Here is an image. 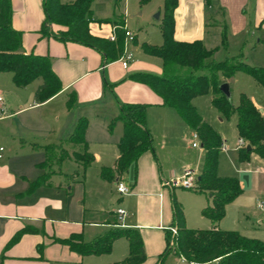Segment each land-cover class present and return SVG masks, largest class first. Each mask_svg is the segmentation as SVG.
Instances as JSON below:
<instances>
[{
    "label": "crops",
    "instance_id": "crops-1",
    "mask_svg": "<svg viewBox=\"0 0 264 264\" xmlns=\"http://www.w3.org/2000/svg\"><path fill=\"white\" fill-rule=\"evenodd\" d=\"M74 1L61 0L63 4ZM165 1L148 0L138 7L136 13L147 17L145 24L150 23V17L157 11L160 17L156 18L163 19ZM11 2L12 24L14 29L23 33L25 53L49 57L54 72L62 82L63 90L46 103L38 104L34 99L30 107L23 106L16 110V104L22 99L19 91L27 89L33 83L26 88H18L12 76L14 87L7 85L10 87L8 93L0 95L7 110L6 115H0V122L15 118L29 108H49L52 104L61 102L60 112L55 114L56 126L50 133L57 140L51 145H63L69 158L52 165L53 172L48 184L30 190L31 184L49 171L46 164L43 166L49 159L47 150L19 149L23 146L22 142L15 143L16 149H12V153L16 156L20 152L24 154L22 160L18 161L12 160L13 156L9 154L5 155L4 149L3 157L0 158V264L121 262L129 256V242L125 238L115 241L111 253L100 256H82L65 243L73 237H81L82 241L90 243L109 230L120 227L116 214L118 208L127 211L124 227L121 228L137 229L142 236L147 256L142 264H155L166 250L167 232L174 227V198L183 208L187 228H214L215 225L202 215V210L210 202L208 195L164 186L165 181L182 176L187 168L195 170L199 177L203 172L206 150L201 143L200 147L193 146L195 132L174 109L164 107L162 98L149 86L131 79L137 73L163 74V60L143 50L145 44L163 45L161 27L156 32L161 38H152V33L147 28L144 31L143 27L140 28L141 32L133 29L130 26V20L135 17L132 13V0H103L101 7L94 0L90 23L93 36L111 41L113 35L117 37V30L122 22L135 35V40L127 45V49L134 54V59L126 69L120 59L105 64L103 55L93 48L43 36L40 33L45 21L43 0ZM174 19L177 41H202L208 50L217 49L214 55L216 61L243 54L248 64L264 68V0H178ZM60 29L59 26L53 27L55 32ZM225 29L228 33L226 49L222 47ZM134 51L139 52L143 61L136 60ZM236 75L227 81L231 91ZM250 78V84L261 87L264 94L263 87ZM105 82L113 85V93L105 88ZM42 83L37 85L35 93ZM72 94L76 97V106L69 109L68 102ZM206 96L211 97L212 103L213 96ZM202 97L193 100L199 112L197 100ZM251 100L264 116V103L255 98ZM117 101L148 105L147 122L155 144L154 151L143 154L123 175L115 172L120 157L118 144L124 133V125L118 122L121 125L117 123L112 131L109 130L111 120L119 113ZM105 111L107 115L100 120L101 113ZM48 115L49 113L42 114V118L47 119ZM81 118L91 121L85 139L88 152L95 160L89 166L76 159V153H86L85 147L69 142ZM235 125L238 132L236 116ZM156 135L160 136L157 143ZM190 136L193 139L192 147L189 148L187 145ZM222 139L227 153L233 149L238 152L237 179L243 193L227 205L225 217L216 227L264 241V212L257 206L258 201H261L258 197H264V159L253 153L249 160L241 162L239 156L242 148L239 144L230 149L229 141ZM238 139L240 140L239 132ZM252 159L255 162L253 164ZM105 168L114 172L113 180L103 177ZM119 178L124 179L132 188L129 195L121 196L117 192L116 182ZM189 203L197 218L210 223L206 226L189 224ZM27 229L18 241L12 243L18 233ZM171 258L181 264L180 257L173 254L166 257L164 264Z\"/></svg>",
    "mask_w": 264,
    "mask_h": 264
},
{
    "label": "trees",
    "instance_id": "trees-1",
    "mask_svg": "<svg viewBox=\"0 0 264 264\" xmlns=\"http://www.w3.org/2000/svg\"><path fill=\"white\" fill-rule=\"evenodd\" d=\"M93 2L94 0H75L63 4L61 0H43L45 21L40 33L43 36H52L63 43L73 42L93 48L103 55L105 64L115 62L123 56L125 50L124 24L122 22L118 27L115 42L93 36L90 32ZM147 2L148 0H141L142 4ZM177 5L178 0L165 1L161 25L163 45H143L146 53L163 60V74L159 76L137 73L132 75L131 79L149 86L162 98L163 106L174 109L187 126L199 136L206 156L203 172L194 191L208 195L210 202L202 210V215L215 227L208 230L187 228L183 208L174 198L173 226L178 229L179 235L175 240L176 244L172 246V233L167 232L166 250L155 264H164L166 257L171 254L208 264H264V241L250 239L236 231H224L216 227L225 217L227 205L242 195L243 189L237 178L219 176L223 139L203 120L193 104L194 99L211 94L212 105L223 118L230 120L233 116L237 117L240 139L247 142V146L240 150L239 160L245 162L253 153L264 159V116L246 94L240 95L239 104L235 106L220 89L221 85L239 72L252 77L264 89V68L248 64L243 54L229 57L224 61H216L214 55L217 49L208 50L202 41H177L174 19ZM12 18L11 0H0V73H12L13 82L18 88H26L42 79L43 83L35 93V101L38 104L46 103L63 90L62 82L54 72L49 57L25 53L23 33L14 29ZM54 26L61 29L55 32ZM222 47L228 48L226 29L223 32ZM112 87L113 85L105 82V88L113 93ZM114 96L116 98V95ZM117 102L119 113L111 120L109 130L112 131L118 122L124 125V133L118 144L120 157L115 172L123 175L143 154L154 151V139L147 122L148 105ZM75 106L76 97L72 94L68 108L73 109ZM88 126V119L81 118L69 138V142L85 147L83 162L86 166L95 160L88 152V143L85 139ZM54 147L57 146L46 147L49 159L52 157ZM68 158V153L64 151L55 162L60 164ZM76 159L78 160L77 156ZM45 164L47 162L43 166ZM108 173L112 175L109 176ZM51 176L52 173L43 175L31 184L30 190L48 184ZM114 176L112 170L103 169L105 179L113 180ZM27 231L28 229L18 233L12 243L18 241ZM121 238L129 242V256L115 264L144 263L147 256L142 236L137 229L116 227L90 243L82 241L81 237H73L65 243L82 256H100L111 253L113 244Z\"/></svg>",
    "mask_w": 264,
    "mask_h": 264
},
{
    "label": "rangeland",
    "instance_id": "rangeland-1",
    "mask_svg": "<svg viewBox=\"0 0 264 264\" xmlns=\"http://www.w3.org/2000/svg\"><path fill=\"white\" fill-rule=\"evenodd\" d=\"M103 0H95V4H98L99 7L102 6ZM143 6L144 4L141 3L140 0H132V13L134 14V19H131L130 26L135 29L138 32H141L140 28L143 27V31L147 28L152 33L153 36H156L158 38H161L157 31L160 30V27L163 23V19H157L156 16L159 14V11L155 13V15L150 17V25L145 22V19L147 17H142L138 15L137 10L139 6ZM135 7V9H133ZM132 32V31H131ZM136 60H142L143 58L140 57L138 51H134ZM12 73L8 74H0V95H4L5 93H8L10 87L13 86L12 82ZM251 78L245 73H239L236 75V79L232 84V91H231V99L232 103L237 106L240 101V93L246 94L250 99L255 98L257 101L264 103V94L262 91V88L259 86H256L254 84H250ZM43 82L42 79H39L35 81L30 87H28L25 90L19 91L22 95L21 101L16 104V110L20 107L28 108L34 103V93L35 88L39 83ZM7 85H10L7 86ZM23 89V88H22ZM11 96V94H9ZM200 105V115L203 117L204 121L211 125L220 135L222 138H226L229 141L230 149L238 147L237 144H239L238 139V132L235 125V116H233L230 120H226L222 117L220 112L213 108L211 103V97L206 96L202 97L197 100ZM59 103V102H58ZM61 108V102L60 104L54 103L49 108H43L44 113L42 112L43 109L38 107L29 108L25 110L22 114L15 118H11L5 122H0V148L3 147L6 150V154H9L12 157V160L18 159V161L22 160V152H20L17 156L16 154L12 153V149L15 148V143L22 142V145L19 149H46L47 146L51 145L53 142H55L57 139L53 138V136L50 135L54 127L56 126V116L57 112H60ZM109 108V107H108ZM48 111V112H45ZM47 119L42 118V114H48ZM101 113V112H100ZM107 112L101 113L100 120L103 118V116ZM107 115V114H106ZM223 118V120H221ZM94 120V119H93ZM89 121V119H88ZM91 122V121H89ZM120 124V123H118ZM121 125V124H120ZM192 137H189V144L187 147L191 146ZM53 140V141H52ZM160 140V136L156 135L155 142L157 143ZM159 144V143H158ZM155 146V144H154ZM64 146H57L53 148V151L51 153L52 157L56 158L55 160L52 159V157L47 160V166L49 167L48 173H52V165L56 163L57 158L61 156V154L66 151ZM93 151L94 149H90ZM36 154V153H34ZM238 152L233 149L229 153L226 151H222L220 154L219 159V169L218 174L221 175L223 178H238V158H237ZM84 154H78L76 153V156L78 158V161L83 162L84 161ZM35 156V155H33ZM18 157V158H17ZM37 157V156H36ZM27 159V158H24ZM251 163H255L252 159ZM71 165V164H70ZM261 201H264L263 196H259ZM191 203H189L190 205ZM188 216H189V224L195 225V226H206L208 222L207 220H200V218H197V215H195V211L191 207V205L188 207ZM178 262V261H177ZM167 264H180L175 262L174 258H171L168 260Z\"/></svg>",
    "mask_w": 264,
    "mask_h": 264
},
{
    "label": "built area",
    "instance_id": "built-area-1",
    "mask_svg": "<svg viewBox=\"0 0 264 264\" xmlns=\"http://www.w3.org/2000/svg\"><path fill=\"white\" fill-rule=\"evenodd\" d=\"M124 30H125V50H124L123 56L120 58V62L122 63L123 67L127 69L134 59V54L127 49V45L132 43L135 40V35H134V33H132L130 30L126 29L125 27H124ZM116 40H117V37L115 35H113L111 38V41L115 42ZM6 114H7V110H6V106L4 103V99L2 97H0V115H6ZM193 138H194L193 146L194 147H200L199 136L195 133ZM246 146H247V142L243 139H240L239 140V147L245 148ZM223 150L226 151V146L224 145V143L222 145V151ZM4 151H5L4 148L1 147L0 148V158L3 157ZM262 171L264 172V169ZM198 178L199 177H198L195 170H193L191 168H187L182 176L175 177V178H172L170 180L165 181L164 186L169 187L171 189L183 188L186 190H194L197 187ZM116 189H117V192L119 193V195H121V196L129 195L132 192V188L122 178H119L117 180ZM257 206H258L259 210L264 212V201H258ZM116 214H117L119 226L124 227V222H125V219L127 217V211L123 208H118L116 210ZM170 231L172 233V238H173L171 244H172V246H174L176 244L175 240L179 235L178 229L176 227H171ZM180 260H181V264H208V263H199L196 261H190L184 257H180Z\"/></svg>",
    "mask_w": 264,
    "mask_h": 264
},
{
    "label": "water",
    "instance_id": "water-1",
    "mask_svg": "<svg viewBox=\"0 0 264 264\" xmlns=\"http://www.w3.org/2000/svg\"><path fill=\"white\" fill-rule=\"evenodd\" d=\"M160 17V14L157 15V18ZM221 91L224 93V95L231 100V89H230V85L228 83H224L223 85H221L220 87ZM251 147H248V150H250Z\"/></svg>",
    "mask_w": 264,
    "mask_h": 264
}]
</instances>
